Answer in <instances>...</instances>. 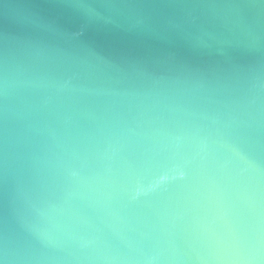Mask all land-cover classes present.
I'll return each mask as SVG.
<instances>
[{"label": "clouds", "instance_id": "clouds-1", "mask_svg": "<svg viewBox=\"0 0 264 264\" xmlns=\"http://www.w3.org/2000/svg\"><path fill=\"white\" fill-rule=\"evenodd\" d=\"M91 6L39 16L51 47L0 58V264H264V0H193L175 25L147 0ZM117 38L261 60L174 71Z\"/></svg>", "mask_w": 264, "mask_h": 264}, {"label": "water", "instance_id": "water-1", "mask_svg": "<svg viewBox=\"0 0 264 264\" xmlns=\"http://www.w3.org/2000/svg\"><path fill=\"white\" fill-rule=\"evenodd\" d=\"M154 7L148 9L153 15V23H168L175 25L179 23L178 14L187 12V9L177 7L193 0H147ZM78 10L96 14L104 10L92 7V0H76ZM68 0H0V58L5 53L11 55L13 52H21L27 49L29 52H37L51 47L53 41L50 39L47 26L40 22L39 16L55 15L66 10ZM188 18L185 16V20ZM195 19V18H193ZM143 21L142 17H133L129 23L135 24ZM199 24L200 20L197 19ZM143 26V24H142ZM114 48L123 53L143 52L145 58L160 66H165L174 71L181 70L183 66L200 68L206 73L216 75H227L233 72L247 70L251 66L260 63V56H248L239 59L216 58L212 60L182 61L179 57L169 59L158 51L150 48L148 44L138 40H120L117 38L113 44ZM171 51V49H170ZM82 57H90L89 52L80 53ZM9 187L3 173L0 172V212L6 204L5 190Z\"/></svg>", "mask_w": 264, "mask_h": 264}]
</instances>
